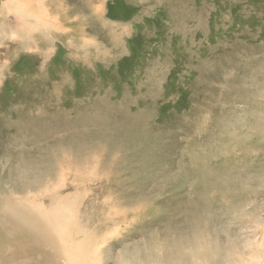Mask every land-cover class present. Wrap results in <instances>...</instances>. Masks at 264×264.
<instances>
[{"label": "rangeland", "instance_id": "obj_1", "mask_svg": "<svg viewBox=\"0 0 264 264\" xmlns=\"http://www.w3.org/2000/svg\"><path fill=\"white\" fill-rule=\"evenodd\" d=\"M7 1L0 210L73 207L97 264H264V0Z\"/></svg>", "mask_w": 264, "mask_h": 264}, {"label": "bare ground", "instance_id": "obj_2", "mask_svg": "<svg viewBox=\"0 0 264 264\" xmlns=\"http://www.w3.org/2000/svg\"><path fill=\"white\" fill-rule=\"evenodd\" d=\"M14 2L7 3L9 12L21 19L29 17L37 25L46 23L45 15L37 14L34 7ZM37 195L30 193L17 202L15 196L5 199L6 206L0 210V264H97L100 250L69 233L77 223L73 207L60 202L51 210L41 209L31 201Z\"/></svg>", "mask_w": 264, "mask_h": 264}]
</instances>
